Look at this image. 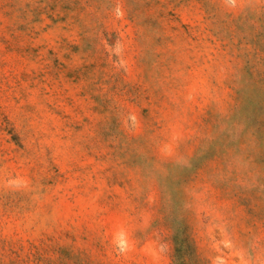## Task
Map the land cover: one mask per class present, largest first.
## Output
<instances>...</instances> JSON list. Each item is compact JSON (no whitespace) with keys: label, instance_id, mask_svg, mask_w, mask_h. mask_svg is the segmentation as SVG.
I'll list each match as a JSON object with an SVG mask.
<instances>
[{"label":"rangeland","instance_id":"374dc122","mask_svg":"<svg viewBox=\"0 0 264 264\" xmlns=\"http://www.w3.org/2000/svg\"><path fill=\"white\" fill-rule=\"evenodd\" d=\"M0 264H264V0H0Z\"/></svg>","mask_w":264,"mask_h":264}]
</instances>
